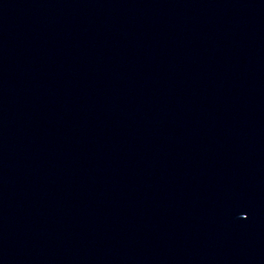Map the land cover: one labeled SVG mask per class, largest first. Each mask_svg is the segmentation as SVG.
Masks as SVG:
<instances>
[{"label":"water","instance_id":"water-1","mask_svg":"<svg viewBox=\"0 0 264 264\" xmlns=\"http://www.w3.org/2000/svg\"><path fill=\"white\" fill-rule=\"evenodd\" d=\"M0 264H264V0H0Z\"/></svg>","mask_w":264,"mask_h":264}]
</instances>
